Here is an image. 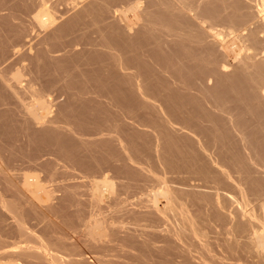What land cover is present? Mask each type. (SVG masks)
<instances>
[{"label": "bare ground", "instance_id": "6f19581e", "mask_svg": "<svg viewBox=\"0 0 264 264\" xmlns=\"http://www.w3.org/2000/svg\"><path fill=\"white\" fill-rule=\"evenodd\" d=\"M260 30L264 0H0V264H264ZM230 33L246 42L235 64L220 49ZM222 85L244 106L222 104ZM205 132L236 154L199 158L210 147L191 138ZM148 152L174 176L138 167ZM138 182L161 191L152 213L171 223L127 231ZM193 204H211L206 220ZM134 243L148 255L122 256ZM115 248L127 261L105 259Z\"/></svg>", "mask_w": 264, "mask_h": 264}, {"label": "rangeland", "instance_id": "374dc122", "mask_svg": "<svg viewBox=\"0 0 264 264\" xmlns=\"http://www.w3.org/2000/svg\"><path fill=\"white\" fill-rule=\"evenodd\" d=\"M260 18H262V16L260 17ZM259 17H257V20L259 21V20H261ZM86 19V18H85ZM86 21V20H85ZM249 24V25H248ZM253 27V24L252 23H247L246 24V28H248V27ZM244 30H242V32L241 33H246L247 31L245 30V26H244V28H243ZM261 32H259L258 34H257V39L259 38V37H261V39L263 38V35H264V31L263 30H260ZM263 32V33H262ZM237 34V33H236ZM233 35V36H232ZM230 36V37H229ZM225 41V42H224ZM223 42L224 43H221L222 45H221V47H220V49H221V51H222V53H223V55L226 57V60H227V62H229V63H231V64H235L236 62H237V60L240 58V56H243V54L246 52V50H243V49H245V44H246V42H242V40H240L238 37H237V35H235V33L233 34V33H230L229 35H227L226 37H225V39L223 40ZM261 44V46H262V43H260ZM258 46L260 47V45L258 44ZM249 52H251V49H249L248 50ZM237 54V55H236ZM260 54H262V55H264V49H263V51H261V53ZM231 66H228V67H226L224 70L226 71V72H231V70H232V67L230 68ZM241 79H242V77H239V79L238 80H240V82H241ZM211 80V79H210ZM242 82H244V80H242ZM212 83V80L209 82V84H211ZM75 86H78V85H75ZM218 91H220L219 93H220V95H224V96H218L219 98H218V100H221L223 97H224V99H222L223 100V102H222V104H225V105H228V104H226L228 101H230V102H233V104L232 103H230V104H232V107H234L235 105H236V103H238L237 105H236V107L237 106H239V107H241V106H244L243 105V101L241 102L242 103V105H240V103L239 102H236V99L235 100H233L236 96L235 95H229V96H231L232 97V100H228L227 102H225V100L226 99H228L229 98V96H228V98H227V95H228V91H227V89L226 88H224V85H222V86H220V89L218 90ZM222 92V93H221ZM227 92V93H226ZM242 92V91H241ZM245 92V91H244ZM224 93V94H223ZM226 93V94H225ZM249 93L247 92H245L244 93V95H247L246 97H245V100L246 99H249V96L250 95H248ZM219 95V94H218ZM225 96H226V99H225ZM239 96V95H238ZM240 96H243L242 94L240 95ZM231 97H230V99H231ZM234 97V98H233ZM215 99H216V97H214ZM215 99H214V101H215ZM217 100V99H216ZM217 100V101H218ZM217 101H215V102H217ZM247 101H249V100H247ZM246 101V102H247ZM212 102H213V100H212ZM234 103H235V105H234ZM218 104H221V103H219L218 102ZM256 104H252L251 106H253V107H251L250 106V104L248 105H246L247 107H251V108H256V107H259V104H258V106H255ZM229 106V105H228ZM231 106V105H230ZM260 107L262 108V107H264V106H261L260 105ZM261 108H258V110H260ZM69 108H67V111H66V113L68 114V115H70L71 117L69 118L74 124H76L77 125V123H79L77 120H75V115H73V114H75V111H71L70 109L68 110ZM188 109V108H187ZM257 109V108H256ZM70 112V113H69ZM148 130V129H147ZM1 131V130H0ZM206 133V132H205ZM10 135V137L7 135H3L2 136V138H6V137H8V138H13L14 136V134H9ZM12 135V136H11ZM207 136H210V134L208 135L207 133H206V137ZM136 138H133L132 139V141H134L133 142V144L131 143V145H132V150H133V152H136V150L137 151H139L138 150V148L141 146V141L142 140H140V138H137L136 140H135ZM153 140H154V138H152ZM214 138H212L211 136L210 137H207V138H204V140L208 143V145L209 146H211V145H213V142L215 143L216 142V140L214 139ZM218 139H219V141H218ZM217 139V141L218 142H216L217 143V147H218V145L219 146H224L223 147V149H225V150H220V153H222L221 155H226V156H230V155H232V154H236V150H235V152H233L234 150H231V149H227L228 147H229V143H227L228 142V138L226 139H224V138H218ZM258 139V138H257ZM139 142H138V141ZM224 140V141H223ZM5 141H7V140H5ZM213 141V142H212ZM138 142V143H137ZM220 142V143H219ZM223 142V143H222ZM215 143V144H216ZM226 144V145H225ZM135 145V146H134ZM138 145V146H137ZM137 147V148H136ZM219 148V147H218ZM230 148V147H229ZM231 150V151H230ZM226 153H225V152ZM239 151V152H238ZM237 151V153L238 154H240V153H242V151H240V150H238ZM228 152H229V155H228ZM231 152V153H230ZM262 153V155H264V151L262 150L261 151ZM155 153H153V152H148V154H147V156L146 157H143L142 159H143V161H144V164H142V166H138V167H141L142 169H144V170H147L148 171V173H150L151 175H153V176H155V177H160V178H164L165 180H168V179H170L172 176H174V175H169V174H158L156 171L157 170H159L160 171V169H158L157 167H156V165H155V161H156V159H155V155H154ZM260 154V155H261ZM135 155H137V154H135ZM261 155V156H262ZM142 157V155H140V158ZM264 157V156H263ZM137 166V165H136ZM150 166V167H149ZM154 166V167H153ZM141 169V170H142ZM153 171V172H152ZM41 175V174H40ZM42 176V175H41ZM182 176V175H181ZM140 185H137L136 187H131V188H129L128 190H127V193H130V195H132V198L134 197L135 199H132V198H130L129 200H128V205H127V207L126 208H129L131 211H133V215L132 216H129V218L128 219H126L128 222L126 223V226H127V231L128 232H132L133 233V231H134V229H136L137 227H140V226H136L134 223H136V224H138V225H145V224H148V222L146 221L147 219H159L160 217H163V218H165V219H167V222L168 223H171V219L172 218H176V216H169V215H166V214H163V213H161V212H158V214H159V216L158 215H156V214H153L152 213V211H158L159 210V208L160 207H163V204H162V202H161V199H162V193H161V191L160 190H157L156 188H154V187H151L150 189H147L148 188V185L147 186H145V185H143V183L142 182H138ZM137 183V184H138ZM149 184V183H148ZM190 184H197V183H195V182H190ZM209 185H211V184H209ZM222 185V187H225V183H222L221 184V182H220V186ZM207 192H209V191H207ZM141 195V196H140ZM143 196V197H142ZM140 198V197H142L144 200L143 201H140V202H138V204H137V198ZM152 198V199H151ZM217 199L219 200V198L217 197ZM134 200V201H133ZM129 201H131V202H129ZM136 202V203H135ZM237 204H238V202H236V201H234V202H231V205H230V208H232V207H235V206H237ZM220 205V204H219ZM211 206V204H207V207H210ZM251 209L253 208V205H251V207H250ZM69 209H72V208H64V211H65V214L63 213V215H67L66 216V218L68 219V220H66V218H65V222L63 221V222H60L59 223V226L60 227H65L66 226V223H68L69 222V220H72V218H73V216H71V210H69ZM83 209L85 210V212H88L91 208L90 207H83ZM117 209V208H116ZM190 209H192L194 212V214H196L198 217H200V218H203V217H205V214H203V212L201 211L202 210V208H201V204H193L192 206H190ZM70 212V213H68V212ZM196 211V212H195ZM198 212H201V213H198ZM68 213V214H67ZM68 215H70V216H68ZM87 216H88V214H86ZM117 215H118V217H117ZM84 216V215H83ZM87 216H85V217H87ZM72 217V218H71ZM90 217V216H89ZM115 217H117L118 219L120 218V217H122V216H120V214H116V216ZM124 217H126V216H124ZM210 217V216H209ZM134 218H136V221H133V220H135ZM121 220V219H120ZM138 220V221H137ZM34 222H33V224L35 225V230L38 232V233H40V234H43V227H44V225H45V223L44 222H41V221H39V220H33ZM59 221H61V219L59 220ZM58 221V222H59ZM68 221V222H67ZM133 221V222H132ZM138 222V223H137ZM113 225H117V223H113ZM162 226H165L164 224L162 225ZM155 231H157L156 229H155ZM158 234L159 235H163L165 232L164 231H162L160 228L158 229ZM73 237H75V238H77L78 236L77 235H75L74 234V236ZM141 240H142V238H140ZM140 240V241H141ZM82 244V243H81ZM80 244V245H81ZM110 244H114V242H110ZM162 245L161 243H156V245ZM132 245H134L137 249H138V252H137V250H134V249H131V248H126V247H123L122 248V250L123 251H120V253H121V255L122 256H125L127 253V256L129 257V258H134V256H136L139 252L141 253V251H143L144 253H142V254H144L145 256H147L148 254V249L147 248H144V246L141 244V243H134V244H132ZM143 248V249H142ZM141 249V250H140ZM147 250V251H146ZM104 254H105V259H107V260H110V259H114L115 261H127V258L126 259H124V260H122L123 258H117V255L119 254V252H118V250L115 248V249H111V250H107V251H105L104 252ZM143 255V256H144ZM131 256V257H130ZM169 258H174V259H176V261H182V258L180 257V255L179 254H177V253H173L171 256H169L168 257V259Z\"/></svg>", "mask_w": 264, "mask_h": 264}, {"label": "crops", "instance_id": "0c3cea01", "mask_svg": "<svg viewBox=\"0 0 264 264\" xmlns=\"http://www.w3.org/2000/svg\"><path fill=\"white\" fill-rule=\"evenodd\" d=\"M192 140H195V139H197V140H199L200 142H204L205 144H206V146L208 145V143L204 140V138H191ZM193 147H195V145L193 144ZM210 147V152L209 151H206V150H204V149H200V148H195L196 149V153L198 154V157L199 158H201L202 159V157H204V155L203 154H219V152H220V150H222V149H219V148H217V147H211V146H209ZM212 168H219V169H221V170H224L225 168H223V167H221L220 165H218V164H214L213 165V167ZM181 171H184V168H182L181 169ZM180 175H182V176H186V173H183V172H181L180 173ZM191 182H195V183H197V184H199V185H203L204 184V182H202V181H191ZM221 187H222V185H221ZM222 188H225V187H222ZM206 191H209L208 189L206 190ZM218 193V198H219V192H217ZM201 208H202V210L204 209V208H207V206H204V205H202L201 204ZM209 208V207H208ZM196 217V219H199V221L201 220V221H203V220H206V219H204V217L203 218H200V217H198L197 215L195 216ZM205 217H206V215H205Z\"/></svg>", "mask_w": 264, "mask_h": 264}]
</instances>
